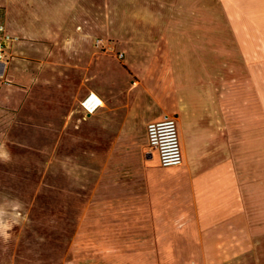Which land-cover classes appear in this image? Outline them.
Returning <instances> with one entry per match:
<instances>
[{
    "label": "rangeland",
    "instance_id": "rangeland-1",
    "mask_svg": "<svg viewBox=\"0 0 264 264\" xmlns=\"http://www.w3.org/2000/svg\"><path fill=\"white\" fill-rule=\"evenodd\" d=\"M189 1L182 11L178 0H41L44 15L63 22H9L0 0V24L45 34L30 43V76L25 60L12 75V50L0 62V264H64L87 205L134 177L121 169L118 136L128 106L142 99L135 91L179 68L166 35H195L188 45L206 52L200 61L222 64L215 78L234 98V177L264 178V75L256 73L264 70V7L245 1L254 22H234L233 57L228 27L216 22L220 0H206V22H193L199 12ZM89 90L104 106L87 115L79 100Z\"/></svg>",
    "mask_w": 264,
    "mask_h": 264
},
{
    "label": "crops",
    "instance_id": "crops-1",
    "mask_svg": "<svg viewBox=\"0 0 264 264\" xmlns=\"http://www.w3.org/2000/svg\"><path fill=\"white\" fill-rule=\"evenodd\" d=\"M40 1L6 0L9 22H63L56 13L44 15ZM193 1L199 12L193 22H206V0ZM245 1L220 0L224 16L216 18L228 27L233 57L234 41L238 42L234 22H254V15L243 13ZM258 1L264 7V0ZM181 2L185 11L190 1ZM174 17L175 13L168 22H175ZM0 26V36H9L6 54L8 49L13 53L10 72L15 76L16 66L25 60L22 72L30 76L27 62L35 53L30 43L45 34L15 30L10 23ZM193 39L196 36L190 34L165 36L179 68L167 81L135 91L142 99L128 106L118 136L124 140L119 143L125 155L121 169L134 177L121 179L117 194L97 197L87 205L64 264H264V178L234 177V98L225 99L224 84L216 81L222 64L211 67L200 61L208 57L188 45ZM256 73L264 75V70ZM231 84L225 90L234 96ZM259 84L264 91V81ZM259 95L264 107V92ZM224 106L229 108L225 111ZM165 117H174L178 125L183 154L179 166H160L147 144L146 124Z\"/></svg>",
    "mask_w": 264,
    "mask_h": 264
},
{
    "label": "built area",
    "instance_id": "built-area-1",
    "mask_svg": "<svg viewBox=\"0 0 264 264\" xmlns=\"http://www.w3.org/2000/svg\"><path fill=\"white\" fill-rule=\"evenodd\" d=\"M3 27L0 26V32ZM8 35L0 36V62L6 58ZM103 106L102 98L90 91L80 101L81 110L93 114ZM146 140L150 148L155 150L160 166H179L183 162V154L178 125L174 117H165L161 120L150 121L145 127Z\"/></svg>",
    "mask_w": 264,
    "mask_h": 264
}]
</instances>
